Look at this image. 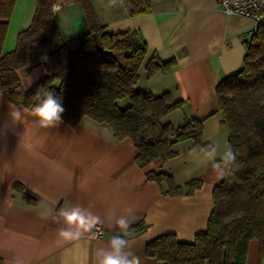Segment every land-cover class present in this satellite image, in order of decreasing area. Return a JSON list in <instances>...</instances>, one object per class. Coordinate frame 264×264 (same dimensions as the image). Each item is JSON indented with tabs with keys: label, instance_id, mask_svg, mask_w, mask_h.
<instances>
[{
	"label": "crops",
	"instance_id": "crops-1",
	"mask_svg": "<svg viewBox=\"0 0 264 264\" xmlns=\"http://www.w3.org/2000/svg\"><path fill=\"white\" fill-rule=\"evenodd\" d=\"M97 20L108 32L137 30L147 45L134 89L154 96L168 93L182 107L161 118L162 124L180 127L186 120L202 121L201 142L212 146L202 151L192 140L175 146L177 155L141 168L131 139L116 140L104 123L84 119L70 127L41 128L31 110L24 107L23 123L8 119L9 105L0 92V258L3 264H98L111 251L113 236L128 238L126 259L139 264H163L145 253L150 240L174 234L185 242L205 230L213 209L212 191L226 172L229 130L218 107V82L239 71L244 41L256 24L246 17L227 15L216 0H152L150 13L129 16L122 3L106 5L91 0ZM55 13L64 41L79 49L78 37L89 29L77 1L62 0ZM35 0H16L2 51L15 48L17 34L31 22ZM174 59L170 72L149 76L147 64ZM25 89L45 74L43 65L30 74L18 71ZM31 84L28 86V80ZM122 101L128 105L129 100ZM147 171L172 176L178 186L192 180L201 185L191 195H165L161 186L146 178ZM19 183L24 191L14 189ZM27 196V197H26ZM79 207L85 215L99 217L104 234H83L79 240L59 237L61 229H78L65 223L62 212ZM128 209H131L132 214ZM128 220L127 230L117 225ZM145 225V229L135 231ZM246 264H264L259 242L248 245Z\"/></svg>",
	"mask_w": 264,
	"mask_h": 264
},
{
	"label": "trees",
	"instance_id": "trees-1",
	"mask_svg": "<svg viewBox=\"0 0 264 264\" xmlns=\"http://www.w3.org/2000/svg\"><path fill=\"white\" fill-rule=\"evenodd\" d=\"M58 1L35 0L30 24L17 34L15 48L3 53L16 0H0V92L8 101L31 110L40 102L35 98L39 90L54 91L65 109L63 122L74 127L88 118L106 124L116 140L131 139L141 168L175 157V146L182 141L192 140L202 151L212 149L201 142V120H186L177 128L161 123L164 115L182 107V101H172L168 93L154 96L134 89L147 51L139 31L108 32L98 22L91 0H76L89 29L78 37L79 49L73 52L51 10ZM101 1L122 3L129 16L152 10V0ZM244 48L241 69L215 88L229 130L228 159L225 175L212 191L207 227L191 242L174 234L147 242L146 255L163 264H246L251 240L259 242V258L264 256V21L244 41ZM38 65L44 66L45 74L25 89L18 71L30 74ZM174 65V59L160 62L154 56L147 64L148 75L170 72ZM124 99L129 104L122 108L118 101ZM146 178L160 186L164 182L163 193L170 196L191 195L201 185L192 180L178 186L172 176L162 172L147 171ZM14 189L24 191L19 183ZM145 227L141 225L135 232Z\"/></svg>",
	"mask_w": 264,
	"mask_h": 264
},
{
	"label": "clouds",
	"instance_id": "clouds-1",
	"mask_svg": "<svg viewBox=\"0 0 264 264\" xmlns=\"http://www.w3.org/2000/svg\"><path fill=\"white\" fill-rule=\"evenodd\" d=\"M51 10L53 13H57L61 11V5L53 4ZM30 84L31 78L28 80V86H30ZM35 98L40 102L31 107V114L36 118V123H38L41 128L57 127L63 122L62 113L65 109L54 91L42 88L37 92ZM24 112V109L9 105L8 119L14 125L22 124ZM229 155L231 154L229 153ZM128 211L132 214L131 209H128ZM61 215L67 225H74L78 229L76 232L66 229H61L59 231V237L68 241L81 239L83 234L93 232L99 223V217L91 213L85 215L84 212L76 206H74L70 212H62ZM117 225L121 230H127L129 227L128 220L123 217L117 221ZM109 243L111 251L103 252L102 258L99 259L98 264H130L126 259V249L129 247L128 241L121 236H113ZM131 264H139L138 258L134 259Z\"/></svg>",
	"mask_w": 264,
	"mask_h": 264
},
{
	"label": "built area",
	"instance_id": "built-area-1",
	"mask_svg": "<svg viewBox=\"0 0 264 264\" xmlns=\"http://www.w3.org/2000/svg\"><path fill=\"white\" fill-rule=\"evenodd\" d=\"M221 9L227 15L246 17L257 24L264 21V0H216ZM104 234V230L97 226L92 235L99 237Z\"/></svg>",
	"mask_w": 264,
	"mask_h": 264
},
{
	"label": "rangeland",
	"instance_id": "rangeland-1",
	"mask_svg": "<svg viewBox=\"0 0 264 264\" xmlns=\"http://www.w3.org/2000/svg\"><path fill=\"white\" fill-rule=\"evenodd\" d=\"M61 1H62V0H61ZM75 1H76V0H75ZM59 2H60V1L56 2V4H59ZM59 25H60V24H59ZM128 104H129V103H128ZM119 105H120L122 108H124V107H126L127 104L125 103V101H122V102L119 103Z\"/></svg>",
	"mask_w": 264,
	"mask_h": 264
}]
</instances>
